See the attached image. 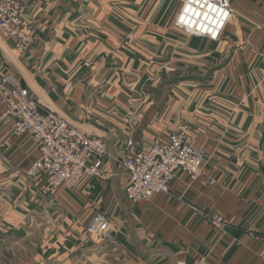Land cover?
Instances as JSON below:
<instances>
[{"label": "crops", "instance_id": "crops-1", "mask_svg": "<svg viewBox=\"0 0 264 264\" xmlns=\"http://www.w3.org/2000/svg\"><path fill=\"white\" fill-rule=\"evenodd\" d=\"M230 2L222 37L210 40L174 25L175 0H28L32 42L18 52L0 36V69L101 138L108 175L41 191L25 174L35 142L0 120L4 264H190L206 252L212 264H264V0ZM182 124L203 151V176L178 172L168 193L130 202L118 162L128 138L141 147ZM99 210L109 241L85 233ZM202 211L221 214L225 232Z\"/></svg>", "mask_w": 264, "mask_h": 264}, {"label": "built area", "instance_id": "built-area-1", "mask_svg": "<svg viewBox=\"0 0 264 264\" xmlns=\"http://www.w3.org/2000/svg\"><path fill=\"white\" fill-rule=\"evenodd\" d=\"M175 1L178 7L173 23L187 36L219 40L234 13L230 0ZM27 2L0 0V36L11 39L19 52L28 48L36 29L34 25L27 27L24 20L22 13ZM0 107V120L9 121L11 134L29 135L37 146V155L25 174L41 191L72 188L85 178L105 176L101 158L108 152L103 140L42 106L16 75L1 69ZM191 136L190 127L182 124L164 141L134 149L132 138L127 141L128 152L118 161L127 174L124 194L130 202L139 203L157 193H168L178 172L185 173L190 181L203 176L207 161L203 151L192 143ZM3 161L8 162L4 157ZM213 183L214 180H208V184ZM202 214L219 231L225 232L228 222L221 214L203 211ZM85 233L100 242L111 240V222L104 214L96 213L85 225ZM190 264H212L210 252L197 254Z\"/></svg>", "mask_w": 264, "mask_h": 264}, {"label": "rangeland", "instance_id": "rangeland-1", "mask_svg": "<svg viewBox=\"0 0 264 264\" xmlns=\"http://www.w3.org/2000/svg\"><path fill=\"white\" fill-rule=\"evenodd\" d=\"M230 3H231V2H230ZM231 7L233 8L232 4H231ZM233 10H234V8H233ZM234 12H235V10H234ZM233 14H234V13H233ZM232 16H233V15H232ZM256 28H258V27H256ZM9 40H11V39H9ZM11 41H12V40H11ZM31 42H32V40H31ZM31 42H30V43H31ZM12 43H13V41H12ZM13 47H14V43H13ZM28 47H29V46H28ZM14 49H15V48H14ZM27 49H28V48H27ZM27 49H26V50H27ZM26 50H25V51H26ZM18 52H19V51H18ZM23 52H24V51H23ZM5 73H8V72H5ZM12 74H13V73H12ZM26 88H27V87H26ZM27 89H28V88H27ZM28 90H29V89H28ZM30 94H31V93H30ZM31 95H32V94H31ZM32 96H33V95H32ZM33 97H34V96H33ZM34 98H35L36 100L39 101V99H37L36 97H34ZM39 102H40V101H39ZM40 104H41L42 106L46 107V106L43 105L41 102H40ZM46 108H48V107H46ZM48 109H49V108H48ZM50 110H51V109H50ZM52 111H53V110H52ZM56 113H57V112H56ZM170 132H171V131H170ZM170 132H169V133H170ZM169 133H168V134H169ZM129 139H130V138H128V140H129ZM128 140H127V141H128ZM126 145H127V142H126ZM126 145H125V147H126ZM135 147H136V146H135V143H133V147H132V148L134 149ZM118 162H119V161H118ZM107 175H108V174H105V176H103V177H101V178H98V177H96V178L99 179V180H101V179L106 178ZM89 178H91V177L85 178V179H83V180H81V181H86V180L89 179ZM81 181H80V182H81ZM80 182H79V183H80ZM79 183H77L76 185H78ZM76 185H75V186H76ZM75 186H73V187H75ZM73 187H72V188H73ZM124 195H125V194H124ZM125 197H126V196H125ZM126 199H127V198H126ZM101 211H102V210H99V211H96V212H97V213H102V214H104V213L101 212ZM104 212H105V211H104ZM95 214H96V213H95ZM95 214H94V215H95ZM114 214H115V213H114ZM114 214H113V215H114ZM92 217H93V216H92ZM92 217H91V218H92ZM91 218H90V219H91ZM90 219H89V220H90ZM111 225H112V224H111ZM28 237H29V238H32V232H30V234H29ZM106 241H109V240H106ZM10 253H11L12 258H14V257H13L14 255H12V252H10ZM6 258H7V257H6ZM6 258H4V257H3V258H0V262H3V264H4V260H5ZM1 259H3V260H1Z\"/></svg>", "mask_w": 264, "mask_h": 264}, {"label": "water", "instance_id": "water-1", "mask_svg": "<svg viewBox=\"0 0 264 264\" xmlns=\"http://www.w3.org/2000/svg\"><path fill=\"white\" fill-rule=\"evenodd\" d=\"M94 241H95V242H100V241H98L97 239H94Z\"/></svg>", "mask_w": 264, "mask_h": 264}]
</instances>
